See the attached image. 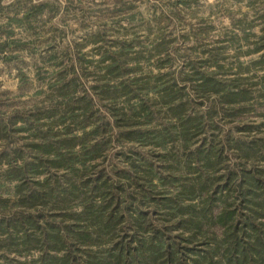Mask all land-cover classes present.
<instances>
[{"label": "trees", "instance_id": "16d2710c", "mask_svg": "<svg viewBox=\"0 0 264 264\" xmlns=\"http://www.w3.org/2000/svg\"><path fill=\"white\" fill-rule=\"evenodd\" d=\"M250 1L210 48L203 19L198 31L184 22L185 54L158 29L148 45L98 35V58L75 60L95 77L91 92L74 65L69 78L56 70L32 105L0 109V264H264V71L253 80L239 62L253 37L247 52L263 51L251 63L264 69V0ZM189 2H168L169 24ZM46 7L0 23L2 60L24 47L13 22L33 29ZM133 7L115 2L110 12ZM115 145L123 168L106 169ZM11 251L37 255L19 261Z\"/></svg>", "mask_w": 264, "mask_h": 264}, {"label": "rangeland", "instance_id": "374dc122", "mask_svg": "<svg viewBox=\"0 0 264 264\" xmlns=\"http://www.w3.org/2000/svg\"><path fill=\"white\" fill-rule=\"evenodd\" d=\"M121 1L133 2V9L124 13L110 12L115 2L120 3ZM169 1L171 2V0H2L3 9L0 10V23L5 22L7 16L10 15L21 17L30 4L42 2L47 3L48 7L34 18H30L32 20L30 25L33 26V29L29 26L26 29L13 22V38L24 42L22 43L24 47L18 52L11 49L10 54L17 53V55H13L10 60L5 61L0 58V109L7 110L32 105L48 90L47 84L55 80L56 73L54 72L56 70H61L69 78L74 75L71 71V66L74 68V65L77 67L83 88L86 92H91L90 87L94 84L95 77L80 72L78 61L75 60L79 53L85 59L96 60L98 58V51H96L99 46L98 35L106 38L107 41L115 37L131 39L133 35H136L146 44L143 37L146 36L151 40L158 29L167 36H175V46L181 48V54H185L187 51L184 48L189 46L191 41H187L185 36L182 38L185 30L181 28L185 26L182 25L184 22H192L195 24L193 29L198 31L199 22H196V19H203L202 31H206L205 26L210 29L207 33L208 36L204 37V41L210 48L232 25L229 15H233L234 19L241 18L242 12L249 10L251 2L250 0H189L190 6L185 9V13L175 10L181 17L180 22L178 23L175 18L169 24L170 15L167 7ZM100 9L103 10L102 13L97 12ZM127 14H133L134 18L132 20L124 18L123 16ZM245 18L248 21L255 19L251 25L252 32L259 34L260 20L252 15H247ZM94 38L97 39L95 42H93ZM251 38L253 45L254 39ZM182 39L185 42L184 45ZM252 45L242 47V52L238 53L239 62H242V67L248 68H244L242 73L249 72L248 74L252 75L253 80H257L264 69L259 64L254 65L251 62L263 51L253 52L255 50ZM147 47L151 49L149 46ZM153 49L155 50V47ZM248 50L253 51L247 52ZM224 51L228 61L232 63L231 69L234 70V67H237L235 61L238 60H234L235 58L231 56L234 54L233 47H227ZM53 54L56 58H51ZM184 59L185 56L177 57L176 64L182 63ZM94 62L87 67L90 74L95 73ZM176 64H173L172 67L176 68ZM39 91H43V93ZM255 107L257 110L258 108L259 110L263 109V105ZM258 116V114L252 113L251 121L257 123ZM5 117L4 115L1 119H5ZM233 126H235V122L232 123V121L223 124V127L227 129L234 128ZM118 150L119 145H115L112 150H109L105 159H102L101 166H105L107 169L110 164L117 163L118 167L123 168V165L118 162L120 160L117 158ZM110 171L113 173L112 170ZM0 193L4 196L8 195L4 189L0 190ZM4 253L0 247V258ZM7 253L9 258L19 261L37 255L36 252H30L24 256L12 251Z\"/></svg>", "mask_w": 264, "mask_h": 264}, {"label": "crops", "instance_id": "0c3cea01", "mask_svg": "<svg viewBox=\"0 0 264 264\" xmlns=\"http://www.w3.org/2000/svg\"><path fill=\"white\" fill-rule=\"evenodd\" d=\"M171 1H173V0H171Z\"/></svg>", "mask_w": 264, "mask_h": 264}]
</instances>
